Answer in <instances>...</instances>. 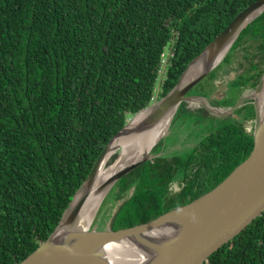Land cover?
Returning a JSON list of instances; mask_svg holds the SVG:
<instances>
[{
	"label": "trees",
	"instance_id": "1",
	"mask_svg": "<svg viewBox=\"0 0 264 264\" xmlns=\"http://www.w3.org/2000/svg\"><path fill=\"white\" fill-rule=\"evenodd\" d=\"M257 1L0 0V264H20L50 237L112 138ZM241 47L248 67L232 84L253 89L264 75V13L223 62ZM186 106L197 121L201 110ZM199 141L117 183L113 202L134 190L114 230L198 199L254 147L230 119ZM204 264H264V213Z\"/></svg>",
	"mask_w": 264,
	"mask_h": 264
},
{
	"label": "water",
	"instance_id": "2",
	"mask_svg": "<svg viewBox=\"0 0 264 264\" xmlns=\"http://www.w3.org/2000/svg\"><path fill=\"white\" fill-rule=\"evenodd\" d=\"M263 13L264 0L249 6L189 64L177 85L165 97L159 99L160 89L158 88L152 103L137 113L101 153L50 237L20 264H204L220 248L231 242L263 215L264 75L253 91L229 109H215L207 97L192 93L223 63L242 31ZM226 47L230 48L224 58L218 62ZM200 59L205 60L203 71L185 83L187 71ZM248 100L254 102L256 113L251 131L254 139L253 150L250 156L214 189L191 203L175 208L152 221L114 230L122 208L132 196L134 190L132 189L127 199L116 203L104 230L96 229L94 222L85 228L80 226L79 218L82 209L95 192L94 189L101 174L109 170L120 158L111 162L118 151L121 156V148L110 152L116 140L130 135L139 136L154 128L172 113L164 137L184 104H187V108L191 111L204 107L213 115L224 118L230 116ZM145 112L148 113L140 119ZM163 137L148 155L118 169L100 184L96 192L102 194V200L95 219L106 195L108 193L109 196L111 195L112 189L123 177L154 158L152 151L154 153L153 149L158 147ZM113 248L117 249L116 253L121 254L113 257L114 255L110 254Z\"/></svg>",
	"mask_w": 264,
	"mask_h": 264
},
{
	"label": "rangeland",
	"instance_id": "3",
	"mask_svg": "<svg viewBox=\"0 0 264 264\" xmlns=\"http://www.w3.org/2000/svg\"><path fill=\"white\" fill-rule=\"evenodd\" d=\"M242 48V52L240 49L235 50L232 54L231 57L220 64L214 70L215 73V80L210 81L208 80L209 77L205 78L200 84V87L206 88V90H209L211 88H214V86L218 85H225V88L227 89L232 83L234 79H236L237 75H240L243 73L246 68L248 67V63L242 58V53L243 55L245 54L244 52V47ZM237 69V70H236ZM163 71V70H162ZM161 71V72H162ZM208 80V81H207ZM211 87V88H210ZM250 93V91L248 92ZM227 95L228 100H235L238 95L236 90H231ZM197 109V108H195ZM218 109H225L224 107H218ZM241 116L244 114L243 110L240 113ZM187 124V125H186ZM197 124V121L193 118H190L186 115V113L183 110L178 111L177 115L175 116L171 127L169 128V132L163 137V140L159 143L158 147L154 150V153L152 151V154L154 157H167L171 159L170 157L175 155H184L186 156L191 149L196 147L195 143L190 144L189 142L182 144L180 143V139L182 137H185L187 132H189L192 129H196L195 136H199L201 133H204V127H201L200 124ZM200 127V128H199ZM246 130L251 132L253 130V124L250 122L249 124H246ZM196 140L199 138H195ZM173 145H177L176 147H173ZM174 148V149H173ZM172 149V150H169ZM174 151V152H173ZM169 152H173L172 154H169ZM120 157V151L114 157L112 158V163L114 162L115 159ZM115 158V159H114ZM108 168V167H107ZM178 180V179H177ZM175 180L172 182L173 184L171 185V192L172 193H178L182 187L181 183ZM109 193L106 195V198L104 202L102 203V207L93 223L95 225L96 229L98 230H104L106 228V223L108 221V217L112 215V212L114 211V207L117 205V202H113V196L110 195Z\"/></svg>",
	"mask_w": 264,
	"mask_h": 264
},
{
	"label": "bare ground",
	"instance_id": "4",
	"mask_svg": "<svg viewBox=\"0 0 264 264\" xmlns=\"http://www.w3.org/2000/svg\"><path fill=\"white\" fill-rule=\"evenodd\" d=\"M226 48L227 49H225L221 53L218 62H220L224 58L225 53L229 50L230 47ZM204 63V59H200L199 61L195 62L187 71L184 82L186 83L200 74L204 69ZM147 113L148 112L143 113L140 119H142ZM171 117L172 113L169 114L164 120L158 123L151 130H147L141 133L139 136L130 135L127 138L118 139L112 144L110 152H112V150H116L117 148H121V156L109 170L103 171V173L101 174L99 182L95 186V192L92 193L82 209L79 218L81 227L85 228L94 222L95 216L98 212V208L102 200V194H98V192H96L99 189L100 184L107 180L111 176V174L116 172L118 169L123 168L124 166H127L131 163L137 162L141 158L148 155L154 145L165 134ZM113 249L114 250H110V254L114 255L113 257L121 254L115 252V250L117 251V249ZM120 252H122V250Z\"/></svg>",
	"mask_w": 264,
	"mask_h": 264
},
{
	"label": "flooded vegetation",
	"instance_id": "5",
	"mask_svg": "<svg viewBox=\"0 0 264 264\" xmlns=\"http://www.w3.org/2000/svg\"><path fill=\"white\" fill-rule=\"evenodd\" d=\"M215 78H216V76L214 74L208 80L214 81ZM236 79H237V77H236ZM236 79H234L232 81V83L234 81H236ZM232 83H230V85H229V87L227 89L225 88V85H223V84L218 85V86L215 85L214 88H211L210 87L211 89H209V90H206V88H204V86H203L202 88L198 89V93H199L198 95H202V96L207 97L209 103L215 109L218 108V107H224L225 109H229V108L235 106L242 97L248 95L249 94L248 93L249 91L251 92L254 89V88L252 89L250 87L234 86ZM233 89L237 91V95L238 96L235 97L236 98L235 100H232V99L231 100H228L227 99V95H229L228 93L231 90H233ZM199 110H201V116L197 120L196 126L198 124H200L201 127H204V130H205L204 133H201L199 136L196 137L194 135L195 132H196V129H192V130H190L189 132L186 133L188 135H186L185 137H182L180 139V141H179L180 143L185 144V143L189 142L190 144L195 143V145H198L199 142H200L199 140H201L203 137H205L206 135H208L211 132V130L217 128L218 125H220V122L221 121H225V120H228V119L232 120L233 122H235L237 124L242 125L243 126V129L245 130V132L246 133L247 132L249 133V131L246 130V124H249L250 122H252V124L254 125L255 116H256L254 102L253 101H250V100H248L244 104H242L241 107L238 110H236L234 113H232L230 116L224 117V118H220L218 116L213 115L212 113H210L209 111H207L204 107H201ZM242 110H243V113H244L242 116L240 114H237V113H240ZM251 116H253V117H251ZM195 138H199V139L196 140ZM176 146L177 145H173V147H176ZM192 149H191V151H192ZM169 150H172V149H169ZM190 153L191 152H189L186 155V157ZM174 155L171 156L170 158L171 159L174 158ZM175 156L177 157V155H175ZM181 185L183 187V184L182 183H181ZM170 190H171V188H170ZM172 194H174V193H172ZM175 194H177V193H175Z\"/></svg>",
	"mask_w": 264,
	"mask_h": 264
},
{
	"label": "built area",
	"instance_id": "6",
	"mask_svg": "<svg viewBox=\"0 0 264 264\" xmlns=\"http://www.w3.org/2000/svg\"><path fill=\"white\" fill-rule=\"evenodd\" d=\"M154 99H155V98H154ZM154 99H153V100H154Z\"/></svg>",
	"mask_w": 264,
	"mask_h": 264
}]
</instances>
